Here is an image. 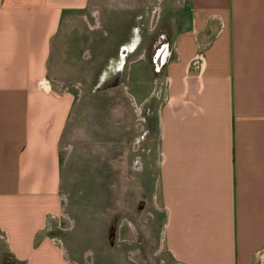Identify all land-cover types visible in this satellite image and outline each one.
Here are the masks:
<instances>
[{"label":"crops","instance_id":"obj_1","mask_svg":"<svg viewBox=\"0 0 264 264\" xmlns=\"http://www.w3.org/2000/svg\"><path fill=\"white\" fill-rule=\"evenodd\" d=\"M107 1L131 7L130 0ZM139 3L147 8L146 0ZM108 6L103 0H0V264H116L117 251L125 264H263L264 0H161L152 24L171 29L162 35L170 56L156 75L140 16L132 42L121 44L106 62L110 74L94 83L137 80L126 75L135 64L138 83H153L130 103L140 121H154L158 134L159 242L149 246L147 213L136 211L139 220L122 219L111 232L115 218L110 222L104 207L102 218L92 220L96 258L91 246L80 249L65 238L77 227L75 217L85 214L62 190V150H74L63 142L80 100L55 85L66 82L52 80L53 47L78 13L91 25L86 13L92 9L91 29H100L97 9ZM180 6L187 17L177 21ZM151 104L156 109L148 113Z\"/></svg>","mask_w":264,"mask_h":264},{"label":"rangeland","instance_id":"obj_2","mask_svg":"<svg viewBox=\"0 0 264 264\" xmlns=\"http://www.w3.org/2000/svg\"><path fill=\"white\" fill-rule=\"evenodd\" d=\"M103 1L104 5L109 6L97 9L101 15L100 29H91V25L96 23L91 17L92 9L86 13L91 25L84 19L82 13L65 22L63 30L55 39L49 69L54 82H66L55 85L63 84L80 100L77 120L70 125L63 142V146L72 145L74 150L72 152H64V148L62 150L64 164L62 190L66 194H72L70 202L80 204L85 214L75 217L77 227L65 238L77 244L80 249L85 245L91 246L88 248L94 250L95 258L97 252L92 244L96 226L92 220L94 216L102 218L103 207L111 210L108 216L110 222L114 217L117 223L125 218L131 220L137 216L138 219L136 211L141 210L142 215L147 213L149 226L153 227L148 243L149 246L152 243L154 249L159 242V231H156L155 225L157 228L161 226L163 216L158 213L156 207L160 156L156 126L154 121L148 124L140 121L139 108L135 106L134 101L130 103L131 96L137 95L139 101L142 98L139 91L149 92L153 83H138L140 69L138 64L132 66L133 70L129 71L128 68L126 70V75H131V79L137 78L130 83H118L115 89L103 91L102 89L109 87L111 83L94 82L107 72L110 74L106 62L122 43L132 42L135 29L140 27L141 15L144 18L142 23L148 32L146 58L150 67V59L153 57L158 39L162 35L167 37L171 31V29L168 31L169 27H161L162 25L156 30L155 23L152 24L153 12L156 6L161 5V0H146L147 8L140 7L139 2L142 0H130L129 8L118 6L120 3L115 6L112 2L109 4L107 0ZM182 1L179 0V4ZM176 2L178 0H175ZM175 16L177 21L184 20L187 17L185 8L180 6L179 15ZM162 23H166V20ZM151 30H154L152 35ZM106 33L110 36H104ZM143 34L144 31L141 38ZM136 38L135 41L139 43L137 35ZM143 43L139 47L140 50L146 48V43L145 45ZM87 49L91 51V57L85 55ZM135 54L136 52L130 58L133 60L137 58ZM152 68L154 69V66ZM153 72L155 75L159 74L155 69ZM148 74L151 75V72ZM147 107L148 113L156 109V105L153 104ZM143 130L148 133L146 137ZM109 193L113 196L107 197ZM106 197L109 199L105 200ZM142 202L144 206L140 208ZM89 210L91 215L88 214ZM68 225L72 227L71 222ZM156 263H159V260H154L151 264ZM116 264H125L123 256L119 255L118 251Z\"/></svg>","mask_w":264,"mask_h":264},{"label":"water","instance_id":"obj_3","mask_svg":"<svg viewBox=\"0 0 264 264\" xmlns=\"http://www.w3.org/2000/svg\"><path fill=\"white\" fill-rule=\"evenodd\" d=\"M170 56L169 44H166L161 49H158L153 57V65L154 69L157 73H161L163 66L166 64L168 58ZM118 83L113 84L112 86H117Z\"/></svg>","mask_w":264,"mask_h":264},{"label":"flooded vegetation","instance_id":"obj_4","mask_svg":"<svg viewBox=\"0 0 264 264\" xmlns=\"http://www.w3.org/2000/svg\"><path fill=\"white\" fill-rule=\"evenodd\" d=\"M166 44H168L167 39L164 38L163 36H161L160 39H158L156 45L154 46L153 55L155 54V52H156L158 49H161V48L164 47ZM153 57H154V56H153ZM117 79H118V77H116V80H117ZM113 84H115V83H111L110 86L113 85ZM143 206H144V203H143V202L140 203L139 207L141 208V207H143ZM117 226H118V223L115 222V223L113 224V227H112L111 232H113V230L116 229Z\"/></svg>","mask_w":264,"mask_h":264},{"label":"trees","instance_id":"obj_5","mask_svg":"<svg viewBox=\"0 0 264 264\" xmlns=\"http://www.w3.org/2000/svg\"><path fill=\"white\" fill-rule=\"evenodd\" d=\"M3 264H16L15 262H12L11 260L7 259L3 262Z\"/></svg>","mask_w":264,"mask_h":264}]
</instances>
